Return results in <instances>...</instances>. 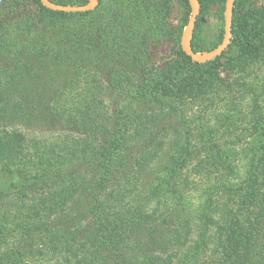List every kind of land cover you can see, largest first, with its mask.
I'll return each mask as SVG.
<instances>
[{
  "label": "trees",
  "instance_id": "16d2710c",
  "mask_svg": "<svg viewBox=\"0 0 264 264\" xmlns=\"http://www.w3.org/2000/svg\"><path fill=\"white\" fill-rule=\"evenodd\" d=\"M23 1L6 5L0 17V163L19 171L45 166L66 170L51 186L39 185L34 192L25 187L12 190L8 206L19 220L14 224L20 234L17 255L77 256L96 248L106 264H174L191 230L183 234L170 221H158L154 213L122 220V245L101 248L100 239L86 226L100 215V197L123 202L132 196L136 175L125 172V167L133 164L142 170L162 148L160 136L167 129L153 133L150 126L162 124L164 117L145 108L150 104L147 98L172 96L180 104L200 99L211 90L215 75L200 70V64L176 45L164 67L149 66L141 59L170 34L165 23L170 13L167 0H98L96 9L84 13L52 11L38 0ZM198 1L201 10L211 3L219 7V44L226 0ZM245 1L234 3L232 38L214 57V69L234 43L240 52L234 67H247L264 48L263 30L257 24L245 17L236 22ZM197 24L196 19L195 28ZM191 46L201 52L193 40ZM175 60L186 67L179 79L174 78ZM135 108L145 111L137 114ZM33 131L58 134L51 141ZM130 132L146 140L133 162L125 144ZM159 195L152 190L148 202L159 200ZM262 197L263 201L248 204L243 219L232 216L217 226L225 235L222 253L228 264H264ZM207 199L197 217L194 252L216 226L210 215L211 198Z\"/></svg>",
  "mask_w": 264,
  "mask_h": 264
},
{
  "label": "rangeland",
  "instance_id": "374dc122",
  "mask_svg": "<svg viewBox=\"0 0 264 264\" xmlns=\"http://www.w3.org/2000/svg\"><path fill=\"white\" fill-rule=\"evenodd\" d=\"M5 1L0 0V17L6 12V5L25 3L23 0ZM167 1L170 13L165 23L170 34L151 53L141 57L152 67H164L171 60V47L180 46L181 33L190 16L189 4ZM29 8L34 11L33 7ZM218 9V5L211 3L200 8L197 14L198 24L192 40L201 52L218 45L221 27ZM243 17L257 24L264 38V0L245 1L237 10L236 22L243 21ZM232 45L215 69L214 58L199 63L200 70L210 71L216 77L207 95L183 104L172 96L147 98L150 104L145 108L164 117L162 124L157 121L150 126L153 133L163 127L167 129L160 136L162 148L142 170H135L133 164L125 167V172L136 175L131 197L123 202L100 197L103 203L100 215L86 227L100 239L101 248L124 243L120 230L122 220L154 213L158 221H170L183 234L191 230L174 264H228L222 253L225 235L217 226L225 224L232 216L243 219L248 204L252 200L263 201L264 195V48L247 67H234L240 52L237 43ZM175 65L174 78L179 79L186 67L176 60ZM134 110L137 114L145 111ZM33 134L52 141L58 133L52 136L33 131ZM125 144L131 150L133 162L146 140L139 133L130 132ZM62 170L66 168L45 166L19 171L8 163H0V264H106L102 251H95L96 248L77 256L17 255L20 234L14 230V224L19 220L8 206L12 190L25 187L34 192L39 185L51 186ZM152 190H158L160 199L148 202ZM209 197L210 215L216 226L207 232L205 245L194 252L192 247L198 239L197 217ZM261 236L264 237V220Z\"/></svg>",
  "mask_w": 264,
  "mask_h": 264
},
{
  "label": "water",
  "instance_id": "95a60500",
  "mask_svg": "<svg viewBox=\"0 0 264 264\" xmlns=\"http://www.w3.org/2000/svg\"><path fill=\"white\" fill-rule=\"evenodd\" d=\"M46 9L65 13H84L93 11L98 6V0H87L82 5H62L56 4L50 0H38ZM236 0H226L223 10V34L221 42L213 49L207 52H195L191 46V40L195 29L197 14L200 9L198 0H187L190 7V16L183 28L180 37V49L190 58L192 62L203 63L211 58L219 56L228 46L231 39V24L233 7Z\"/></svg>",
  "mask_w": 264,
  "mask_h": 264
}]
</instances>
